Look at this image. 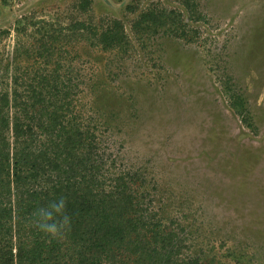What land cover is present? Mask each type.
Wrapping results in <instances>:
<instances>
[{
	"label": "trees",
	"instance_id": "1",
	"mask_svg": "<svg viewBox=\"0 0 264 264\" xmlns=\"http://www.w3.org/2000/svg\"><path fill=\"white\" fill-rule=\"evenodd\" d=\"M191 1V17L201 18ZM74 7L90 15L92 0ZM137 9L126 7L136 12L130 30L91 15L67 27L44 21L30 35L24 25L0 60V264H264L193 233L185 209L164 204L155 176L126 162L116 134L131 123H114L115 83L156 36L191 42L193 32L177 11ZM226 82L230 106L254 130L246 100ZM59 196L71 228L51 239L32 218Z\"/></svg>",
	"mask_w": 264,
	"mask_h": 264
},
{
	"label": "rangeland",
	"instance_id": "2",
	"mask_svg": "<svg viewBox=\"0 0 264 264\" xmlns=\"http://www.w3.org/2000/svg\"><path fill=\"white\" fill-rule=\"evenodd\" d=\"M77 1L0 0V60L12 55L24 25L30 35L44 21L67 27L91 15L130 30L129 4L179 12L191 42L156 36L115 83L122 98L114 123H131L116 136L126 162L155 176L164 204L185 209L193 233L254 251L264 263V0H192L196 19L185 0H92L90 15ZM227 79L254 130L230 106Z\"/></svg>",
	"mask_w": 264,
	"mask_h": 264
},
{
	"label": "clouds",
	"instance_id": "3",
	"mask_svg": "<svg viewBox=\"0 0 264 264\" xmlns=\"http://www.w3.org/2000/svg\"><path fill=\"white\" fill-rule=\"evenodd\" d=\"M67 198L59 196L33 213L32 223L51 239H61L71 228V217L67 213Z\"/></svg>",
	"mask_w": 264,
	"mask_h": 264
}]
</instances>
